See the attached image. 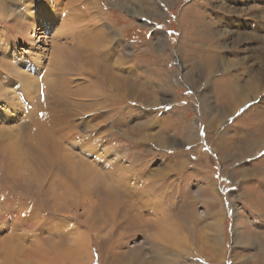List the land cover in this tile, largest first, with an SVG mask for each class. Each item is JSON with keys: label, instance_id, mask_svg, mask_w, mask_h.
<instances>
[{"label": "rangeland", "instance_id": "rangeland-1", "mask_svg": "<svg viewBox=\"0 0 264 264\" xmlns=\"http://www.w3.org/2000/svg\"><path fill=\"white\" fill-rule=\"evenodd\" d=\"M3 2L0 264H264V0Z\"/></svg>", "mask_w": 264, "mask_h": 264}, {"label": "bare ground", "instance_id": "bare-ground-1", "mask_svg": "<svg viewBox=\"0 0 264 264\" xmlns=\"http://www.w3.org/2000/svg\"><path fill=\"white\" fill-rule=\"evenodd\" d=\"M8 1V0H7ZM9 1H11L12 3H16V4H19V3H21V2H24V0H9ZM58 1V3H59V1L60 0H57ZM70 1V0H69ZM72 2V1H71ZM73 2H75V1H73ZM10 3V2H9ZM58 3H56L55 2V4H57L58 5ZM64 3V2H63ZM81 3H82V0H81ZM93 3V2H92ZM4 6H3V5ZM49 4H52L51 3V0H42V2L40 3V5H38L37 6V8H36V14H33V13H30V14H28V11L30 10H28L27 9V6H25L24 5V7H23V9L21 10L22 12H24V15L25 14H28L29 16H30V18H31V22L29 23V25L30 26H32V34L34 33V35L33 36H35V34H36V32L37 31H39V30H41L42 28H40V29H37V27L38 26H43L44 28H46L47 26H48V24H49V21L50 20H54L55 18H56V16H55V13H57V14H59V16H61L62 15V13H58L56 10H58L56 7H51L50 9H49ZM11 5V4H10ZM69 5V4H68ZM76 4H74L73 6H75ZM17 6V5H16ZM29 6V5H28ZM66 6H67V4H66ZM76 6H78V4L76 5ZM81 6V5H80ZM18 7H20L19 5H18ZM65 7V6H64ZM68 7H71L70 5L68 6ZM66 8V15H65V17L62 19V21H63V24H66V23H69L70 22V19H71V11H70V8ZM5 8H6V6H5V4H4V2H3V0H0V18L1 17H3V16H10V14H8V13H5L4 11H6L5 10ZM9 8V7H8ZM32 8V7H31ZM80 8H82V7H80ZM85 8V7H84ZM90 8V7H89ZM72 9V8H71ZM77 9V8H76ZM93 9V8H92ZM73 10V9H72ZM83 10V9H82ZM94 10V9H93ZM9 11V10H8ZM12 11V10H11ZM13 11H15V10H13ZM67 11H70L69 13H67ZM84 11V10H83ZM12 13V12H11ZM17 13V12H16ZM19 13V12H18ZM93 13V12H92ZM22 14V13H21ZM64 14V13H63ZM89 14V13H88ZM95 14V13H94ZM82 15V14H81ZM86 14H84V16H85ZM14 16V15H13ZM92 15H90V17H91ZM89 17V16H88ZM4 18H8V17H4ZM11 18V17H10ZM57 18H59V17H57ZM76 18H78V17H76ZM75 18V19H76ZM2 20V19H1ZM33 20H35V22H33ZM59 20H61L60 18H59ZM71 20H73V19H71ZM73 22V21H72ZM71 23V22H70ZM69 23V24H70ZM93 26V25H92ZM88 27H91V26H88ZM31 28V27H30ZM84 32L85 31H87V27L86 28H84V30H83ZM92 31H91V29H89V32H88V38H90L91 39V35H92V33H91ZM94 34V33H93ZM94 36V35H93ZM94 39V38H93ZM92 39V42L94 43V40ZM79 42H81L80 40H79ZM78 46L80 45L81 46V44L80 43H78L77 44ZM88 45H90V43H88ZM77 47V49H79V50H77V51H79V52H81V51H84L81 47ZM57 51V50H56ZM55 54V53H54ZM59 54V53H58ZM81 54H82V56L84 55L82 52H81ZM106 54V57H109L110 56V52L108 51V52H106L105 53ZM109 54V55H108ZM55 55H57V54H55ZM89 56L88 57V63H90L91 61H92V58H91V55L89 54V53H87L86 55H85V57L86 56ZM78 56L79 55H77V58H78ZM8 57V56H7ZM84 57V58H85ZM55 58V57H54ZM57 58V57H56ZM55 58V59H56ZM91 58V59H90ZM55 59H53L52 60V63H53V61L55 60ZM80 59H81V57H80ZM86 61V62H87ZM117 61V60H116ZM121 61V60H120ZM56 62V61H55ZM81 62H82V60H81ZM81 62H79V63H81ZM85 62V61H84ZM85 62V63H86ZM118 62V61H117ZM51 63V64H52ZM42 64V63H41ZM49 64H50V62H49ZM91 64V63H90ZM89 64V65H90ZM118 64V63H117ZM119 64H120V62H119ZM11 67V66H10ZM83 66H81V68H82ZM12 68V67H11ZM106 68V67H105ZM111 68V67H110ZM116 68V67H115ZM13 69V71L15 72V73H19L20 75H18L19 76V80H20V82H21V86H22V90H23V92L25 93V95L27 94L28 95V97H29V101H28V103L29 102H31L33 99L30 97V93H33V91H32V89H36L35 88V80L33 79V77L29 74V75H23V71H18L17 69H15V68H12ZM117 69V68H116ZM79 70V69H78ZM109 71V73H110V70H109V68L107 69V71L106 72H108ZM112 71V70H111ZM124 71V67H121V65L119 66V68H118V70L116 71L117 72V77L119 78V79H122V78H124V74L122 73ZM22 72V73H21ZM53 75H57V73H55V74H51V69L49 70V72L47 73V76H52L53 78H54V83H52V84H50V86L48 85V86H46L47 87V89H49V92L50 91H52V93L54 92V91H61L62 89H63V83L61 82H57L56 80L58 79L57 78V76H53ZM111 76L113 77V75L111 74ZM256 76V75H255ZM257 77L258 76H256V80H257ZM114 78V77H113ZM255 79V78H254ZM59 80V79H58ZM255 81V80H254ZM37 82V81H36ZM109 83H114V80L113 79H110L109 78V81H108ZM111 85V84H110ZM114 85H115V83H114ZM118 85L120 86V84L118 83ZM251 85H253V84H251ZM119 88H123L122 86H120ZM118 88V89H119ZM255 88V87H254ZM230 89V88H229ZM6 90H9V91H7V92H9V94H6V97L4 98L3 97V100H5V102H10V100H11V98H13V97H11V94L13 95V91H12V88H9V87H0V91H6ZM122 90H124V89H122ZM46 91V90H45ZM85 92V90H82L81 89V93H84ZM5 94V93H4ZM4 94L2 95V92H1V95L2 96H4ZM42 95H43V99L42 98H40L38 101H37V103L38 104H34L33 105V108H32V112H34V113H36V112H39L40 114H41V116H44V115H49V113H50V108H51V106L52 105H56L57 104V101H53V102H51V98H49V95H48V97L47 96H45L43 93H42ZM41 95V96H42ZM121 95H124L125 96V94H124V91L121 93ZM118 96H120L119 94H118ZM54 98V96H52V99ZM121 98V97H120ZM58 99H62V98H60V97H58ZM34 101V100H33ZM43 101V102H42ZM61 101V100H60ZM25 114H26V117L27 116H29V117H32V116H34V114H31V111H27V113L25 112ZM45 119H46V117H45ZM58 119H59V117H58ZM33 122H34V120H33ZM35 125L36 126H38L39 128L37 129V130H40L38 133H36L37 135L38 134H40L38 137L41 139V146H46V145H48L49 144V142L47 143V140L48 139H46V136H47V133H45L44 131L46 130V128H44V125H42V124H40V122H35ZM24 139V138H23ZM49 141V140H48ZM242 146V148H241V152L243 153V155H246L247 154V152H249V151H251V149H252V147L251 146H246V145H241ZM257 147V146H256ZM40 148V147H39ZM36 152H38V154H44V152L41 150V151H36ZM31 155L32 156V161L36 164V165H38L39 166V168H40V170H41V173H39V174H41V176H44L43 175V172L45 173V170H46V167H45V161H44V156H42V155ZM46 156V155H45ZM4 157V156H3ZM31 158V157H30ZM29 158V159H30ZM2 161V160H1ZM3 162H6V159H5V157H4V159H3ZM71 168H73V172L75 173V169H76V166H72ZM79 176H80V172H79V174H78ZM77 175V176H78ZM78 176V177H79ZM82 179V178H81ZM91 179H93V177L91 176ZM116 181V180H115ZM90 182V181H89ZM88 182V183H89ZM90 185H91V183H89ZM92 188V187H91ZM90 188V189H91ZM92 191V190H91ZM161 208V207H160ZM156 210H157V208H156ZM164 221H163V219H162V223H163ZM169 224V223H168ZM214 224V223H213ZM215 225V224H214ZM213 227V226H212ZM159 233L160 234V232H161V230L160 229H156V233ZM218 253V252H217ZM212 254V253H211ZM216 254V253H215ZM217 255V254H216Z\"/></svg>", "mask_w": 264, "mask_h": 264}]
</instances>
